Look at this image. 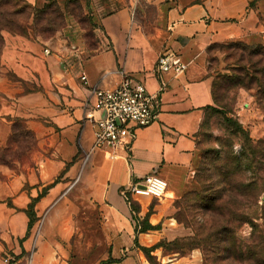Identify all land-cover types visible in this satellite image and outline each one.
<instances>
[{
	"label": "crops",
	"instance_id": "1",
	"mask_svg": "<svg viewBox=\"0 0 264 264\" xmlns=\"http://www.w3.org/2000/svg\"><path fill=\"white\" fill-rule=\"evenodd\" d=\"M253 1L91 0L83 6L88 25L67 13L49 38L5 33L0 147L8 146L17 121L32 146L29 161L0 165V253L28 250L32 203L37 221L44 214L52 224L62 221L63 240L79 230L100 236L109 257L100 264H150L138 246L192 236L174 218V203L194 187L199 134L217 107L208 49L230 42L264 46V0ZM141 3L153 7L152 18ZM165 51L180 55L187 69L180 77L168 74V89L160 93L155 68ZM122 72L142 82L160 106L156 121L137 130L129 157L119 151L113 159L108 149L94 148L88 118L94 91L116 88ZM147 176L162 178L167 189L161 199L133 197L136 213L121 192ZM80 182L82 207L69 196ZM144 219L158 229L141 233ZM152 254L160 264H203L199 250Z\"/></svg>",
	"mask_w": 264,
	"mask_h": 264
},
{
	"label": "rangeland",
	"instance_id": "2",
	"mask_svg": "<svg viewBox=\"0 0 264 264\" xmlns=\"http://www.w3.org/2000/svg\"><path fill=\"white\" fill-rule=\"evenodd\" d=\"M90 1L23 0L26 13L22 20L30 28L29 32L36 37L49 38L63 28L67 13H71L83 24L88 25L83 6L87 7ZM140 8L146 10L151 18L154 16L153 7H147L146 4L141 3ZM2 9L4 8H0V10ZM140 17L135 14L136 19L139 20ZM5 33L8 32H3L2 35L4 36ZM226 52V47L217 45L212 48L209 54L210 67L216 77V94L220 106L225 108L221 109V113H213L209 117L200 137L195 171L200 174L202 181L208 182H216L219 179L218 174L223 173L222 167L228 157L242 154L243 147L248 144L247 136L254 145L258 141L264 140V112L260 109L258 100L254 96L256 90L247 91L240 88L234 89L230 86L228 78L234 70L232 67L234 59L228 58ZM238 53L240 54V52ZM237 70L235 69V71ZM9 76L13 81L16 80L12 75ZM228 118L232 121H229ZM234 122L240 124L245 133L239 132ZM13 129V136L8 146L0 147V165L5 164L11 167L16 166L18 162L25 163L30 160L31 134L27 132L22 122H16ZM261 146L259 174L254 176L247 171L244 175L246 182H255L257 188L255 195L259 196V210L253 205L252 198L247 201L246 206L248 207L244 209V213L248 216L257 214L259 216L255 220L260 227L256 238H252L253 229L249 224L240 223L235 220V216L230 215L232 212L239 215L236 211L238 205L231 204L233 201L225 198L218 205L221 206V214L216 220L222 223L219 226H226L232 233H223L221 236L204 242V249L209 256L206 264H264V143ZM69 196L74 201L79 200V207H82L80 204L81 182L73 188ZM228 201L230 204H227ZM230 211L231 213H229ZM178 212L182 216L186 215L184 210ZM190 214L195 217L197 222H202L203 227L206 226L202 220H204L203 218L208 219V216L204 215L199 207L191 209ZM61 224V220L52 224L50 215L44 214L31 230L28 250L22 251L20 254L0 253L1 264H5L3 262L5 258H9L8 264H100L102 261L108 260V253L103 251L99 244L100 236L94 232L81 234L83 231L79 230L71 239L72 242L63 240L60 235ZM207 232L208 229L201 230V236H205ZM226 248H229V252L225 251ZM198 250L202 254V249Z\"/></svg>",
	"mask_w": 264,
	"mask_h": 264
},
{
	"label": "trees",
	"instance_id": "3",
	"mask_svg": "<svg viewBox=\"0 0 264 264\" xmlns=\"http://www.w3.org/2000/svg\"><path fill=\"white\" fill-rule=\"evenodd\" d=\"M256 1L257 0L253 1L251 5H255ZM23 3V0H1L0 2V8H4L0 10V59L4 47V36L2 35L3 32L18 35H32L36 37V35L29 32L30 28L23 23L22 19L24 17V13H26V8L24 6L25 4ZM20 4H23V6H20ZM217 45L226 47V55L228 58L234 59V63L232 64L234 70L231 72V75H229L230 78H228V83L230 86L234 89L240 88L247 91L256 90V94L254 96L258 100L257 102L260 106V109L264 112V46H251L241 42L216 44L208 49L209 54L212 48ZM238 52H240V54ZM235 69L238 70L235 71ZM216 88L217 83L215 77L213 93L217 107L210 108V116L213 113H221V109L225 108L224 106H220L216 94ZM209 117L203 123L202 130L199 134V143L203 128ZM228 120L232 121L230 118H228ZM234 123L239 132L245 133L243 127L240 124H237V122ZM246 140L248 144L247 146H244L245 148L243 147L242 154L239 156H230L226 159L225 164L222 167L223 173L218 174L219 179L216 182L202 181L200 179V174L196 173L195 171V183L193 189L184 193L174 203V206L177 209L174 218L179 224H182L186 228L193 230L192 233H194V235L175 239L171 242L161 240L159 243L150 248L138 246L150 264H160L158 259L152 254L158 249L163 251L164 256L171 254L186 256L194 250L202 249L203 264H206V262L209 260V256L204 249V242L208 239L221 236L223 233H232V231H229L226 226H219L222 223L216 220V218L218 219L221 214V206L218 205H220V203L223 202L225 198L231 199L233 201L231 204L235 203V205H238L236 211L239 213V215L235 214L234 212H232L230 215L235 216V220L240 223L242 222L249 224L253 229L251 234L252 238H256V234L258 233V229L260 227L255 222V220H257L259 216L258 214L256 216H248L246 213H244V209L248 207L246 206L247 201L252 198L254 200L253 205L259 210V196L255 195L257 193L255 182H246L244 180V175L247 173V171L252 173L254 176L259 174V155L262 152L261 144L264 143V140L258 141L255 145L249 136H247ZM227 204H230V201H228ZM131 206L134 212L139 213L140 206L138 203L132 201ZM195 207H199L201 211L204 212V215L208 216V219L203 218L204 220H202L206 225L205 227H203L202 222H197L195 217L190 214L191 209ZM33 210L34 203L30 205L28 210V215L30 217L29 234L34 224L37 222ZM182 210L186 212L185 216H182L180 212H178ZM229 213H231V211ZM140 224L141 233L158 229V227L151 226L147 219L141 221ZM205 229H208V232L202 237L201 230ZM223 241L226 242L227 240ZM225 251L229 252V248H226ZM111 262H113L112 258L108 263Z\"/></svg>",
	"mask_w": 264,
	"mask_h": 264
},
{
	"label": "built area",
	"instance_id": "4",
	"mask_svg": "<svg viewBox=\"0 0 264 264\" xmlns=\"http://www.w3.org/2000/svg\"><path fill=\"white\" fill-rule=\"evenodd\" d=\"M186 69L187 65L180 55L172 51L163 52L155 68L159 92L163 93L168 89V74L180 77L185 74ZM122 74L124 78L116 88L94 91L96 103L93 114L88 118L94 127V148L108 149L113 159L119 158V151L126 152L129 157L137 138V130L156 121L160 106L157 96L150 95L142 82L133 80L123 72ZM81 80L87 82L86 74H82ZM166 189L165 180L158 176H147L122 190L121 194L131 205L135 196L161 199ZM3 262L8 264L9 258H5Z\"/></svg>",
	"mask_w": 264,
	"mask_h": 264
},
{
	"label": "water",
	"instance_id": "5",
	"mask_svg": "<svg viewBox=\"0 0 264 264\" xmlns=\"http://www.w3.org/2000/svg\"><path fill=\"white\" fill-rule=\"evenodd\" d=\"M263 201H264V197H263Z\"/></svg>",
	"mask_w": 264,
	"mask_h": 264
}]
</instances>
